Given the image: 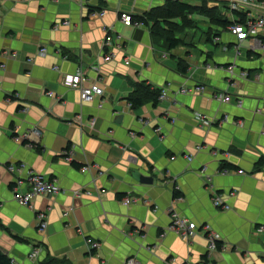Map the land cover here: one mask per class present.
I'll return each mask as SVG.
<instances>
[{
  "label": "crops",
  "instance_id": "crops-1",
  "mask_svg": "<svg viewBox=\"0 0 264 264\" xmlns=\"http://www.w3.org/2000/svg\"><path fill=\"white\" fill-rule=\"evenodd\" d=\"M177 1L237 19L230 0ZM165 3L0 0V251L14 264H264V233L256 231L264 226V31L238 41L208 16L188 13L161 25L179 41L168 49L149 25L120 21ZM90 8L105 14L90 17ZM244 11L264 15L259 5ZM78 71L83 86L102 89L91 103L62 84ZM142 82L165 98L133 108L127 99ZM197 84L204 93H180ZM196 113L212 124L202 127ZM32 173L60 192L21 206L12 186ZM78 189L87 194L74 198ZM215 195L230 209H216ZM125 197L138 202L124 205ZM170 209L218 234L217 248L207 250L204 234L186 242L168 231ZM87 238L99 248L90 252Z\"/></svg>",
  "mask_w": 264,
  "mask_h": 264
},
{
  "label": "built area",
  "instance_id": "built-area-1",
  "mask_svg": "<svg viewBox=\"0 0 264 264\" xmlns=\"http://www.w3.org/2000/svg\"><path fill=\"white\" fill-rule=\"evenodd\" d=\"M245 5L255 6L259 5L260 7H264V0H230V8L235 13H240V10ZM88 15L90 17H103L105 12L100 10L99 12H96L92 9L87 10ZM242 12V11H241ZM241 14V13H240ZM244 15V20L242 22H239V17L237 16V19L235 22H231L227 26V31L234 35L238 41H241L243 39H246L248 37L251 38H257V34L259 31H264V15H252L250 12L244 11L242 13ZM120 21L125 26H134L139 27L142 26V23H139L137 21H134L133 18L129 14L122 13L119 15ZM62 27H68L69 22L65 21L60 24ZM57 28V27H56ZM262 47H264V44H262ZM39 56H45L46 55V49L41 48L38 51ZM112 55H108L104 58V61H108V59L111 58ZM86 82V77L81 71H78L76 74L71 75L67 74L64 75L62 78V84L67 87L74 90H77L79 92V99L82 104L91 103L95 96H101L102 95V89L99 88L96 85L93 86H83V84ZM205 87L202 85H194L190 87H183L180 89L181 94H202L205 92ZM47 96L54 97L53 93H47ZM166 96V91L160 90V95L158 97L159 100L164 99ZM215 98H217L221 103H228L230 101V98L228 96L223 95H214ZM238 105H240V102H238ZM78 118V117H77ZM79 119V118H78ZM195 119L199 122V124L202 127H209L212 123L205 119L203 115L200 113L195 114ZM95 125V119L90 120V127H93ZM159 129H156V132H159ZM32 135L37 134V131L35 129L31 132ZM22 138L27 139L28 136L24 135ZM16 141L20 142V138L16 139ZM62 155L64 156L65 161H70V157L68 152H63ZM187 160H190L189 157H187ZM24 165H21V168ZM10 169H13L11 167ZM88 170V167H81L80 171L84 173ZM228 170H222V174L227 173ZM204 172V171H203ZM238 174H244L243 171L239 170L237 171ZM22 186H26L27 190L25 192H22L20 189ZM60 192L59 186L56 184L55 181L46 179L39 175L29 174L28 178L26 180L21 179H15L14 184L12 186V197L15 202H17L21 206L30 207L32 200L39 196L44 195L48 197H53L58 195ZM87 194V192H82V190L78 189L72 192V196L80 197L81 195ZM138 202L136 199H131L128 197H125L123 199L124 205H130L132 203ZM213 206L216 209H219L221 211L229 210L230 207L228 204L224 203L222 198L218 195H215L212 199ZM64 215H67L64 214ZM169 225L167 230L174 233L178 237H180L183 241L189 242L193 240L198 234H204L207 241V250L208 251H214L217 248V243L220 240V237L215 232L211 231L207 225L198 226L194 222L189 221L188 219L180 216L178 213H176L174 210L170 209L169 211ZM39 225L38 230L44 231L47 227V223L45 222V218L43 214L38 215ZM256 231L259 234L264 233V226H260L256 229ZM86 246L87 249L92 252L99 248V243L97 241H93L89 238L86 239ZM38 256V249L34 248L32 252L29 254L30 260H36ZM126 264H134L133 261L128 260Z\"/></svg>",
  "mask_w": 264,
  "mask_h": 264
},
{
  "label": "trees",
  "instance_id": "trees-1",
  "mask_svg": "<svg viewBox=\"0 0 264 264\" xmlns=\"http://www.w3.org/2000/svg\"><path fill=\"white\" fill-rule=\"evenodd\" d=\"M92 9V8H90ZM93 10V9H92ZM215 9H208L204 6L194 7L188 4H183L177 0H166L163 8L154 9L150 12L145 13L140 17H132L134 21L142 23L143 25H149L150 31L154 36L163 38L168 49H173L178 46L179 41L173 37L172 31L165 30L161 26L162 24H168L169 20L183 16L184 14L198 12L200 14L209 17L212 23L219 25L220 27L226 28L230 23L226 20L216 19ZM239 17V22L244 20V15L236 13ZM264 43V39H263ZM180 72L185 73L186 68L181 66ZM160 95V90H156L154 87L150 86L146 82L138 84L133 92L129 95L127 101L133 108L141 107L145 103H151L153 106L157 105L158 97ZM262 160L259 161L257 166H262ZM229 166L227 163L221 164V170H228ZM178 196L175 193V197ZM0 264H14L9 257L0 251Z\"/></svg>",
  "mask_w": 264,
  "mask_h": 264
},
{
  "label": "water",
  "instance_id": "water-1",
  "mask_svg": "<svg viewBox=\"0 0 264 264\" xmlns=\"http://www.w3.org/2000/svg\"><path fill=\"white\" fill-rule=\"evenodd\" d=\"M138 180L142 184H150L152 182V179L149 177H145L143 175H137Z\"/></svg>",
  "mask_w": 264,
  "mask_h": 264
},
{
  "label": "rangeland",
  "instance_id": "rangeland-1",
  "mask_svg": "<svg viewBox=\"0 0 264 264\" xmlns=\"http://www.w3.org/2000/svg\"><path fill=\"white\" fill-rule=\"evenodd\" d=\"M40 196V195H39ZM32 203V202H31ZM31 207V206H30ZM126 263H127V261H126Z\"/></svg>",
  "mask_w": 264,
  "mask_h": 264
}]
</instances>
